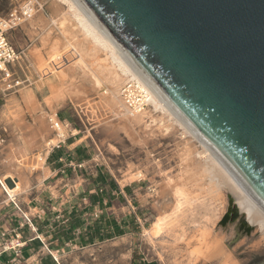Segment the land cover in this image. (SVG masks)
Instances as JSON below:
<instances>
[{"label": "rangeland", "instance_id": "obj_1", "mask_svg": "<svg viewBox=\"0 0 264 264\" xmlns=\"http://www.w3.org/2000/svg\"><path fill=\"white\" fill-rule=\"evenodd\" d=\"M22 1L0 0V17L18 12ZM47 5L48 1H44V13L50 15ZM31 24L29 30L18 26L8 33L10 42L22 53L13 71L23 83L6 95L0 94V136L5 141L0 146V174L6 165L18 163L20 159L8 149L10 142L20 141L12 131L15 122L10 113L17 106L9 107L10 96L19 88L31 89L37 103L32 115L47 111L45 79L31 72L33 61L28 58L43 30L39 24ZM88 95L95 98L91 93ZM63 104L57 111L59 120L68 122L67 134L49 150L47 178L39 183L36 175L32 176L29 189L11 200L0 177V264H16L15 260L36 264L45 256L55 258L58 264H195L193 249L202 231H211L222 239L219 257L205 264L264 262V235L257 228L249 236L239 232L235 225L238 217L220 226L228 208L225 190L222 205L212 196L197 191L191 193L189 202L178 211L170 210L172 197L157 196L162 176L170 177L178 172L172 155L181 133L176 125L167 119L156 121L164 125V136L153 134L148 145L142 147L120 131L114 136L108 135L73 103ZM81 137L86 139L78 143ZM38 151L34 147L31 154L38 155L41 150ZM138 170L143 177L131 180L128 173ZM4 183L13 187L9 180ZM96 186L101 190L96 191ZM163 213L169 214L166 228L160 238L152 239L145 230ZM72 216L80 218L83 229L100 216L110 217L123 234L107 240L97 239L92 245L81 247L65 228ZM75 232L77 235L80 229ZM29 244L32 246L25 252L30 255L25 258L23 250ZM41 262L49 264V261Z\"/></svg>", "mask_w": 264, "mask_h": 264}, {"label": "water", "instance_id": "obj_2", "mask_svg": "<svg viewBox=\"0 0 264 264\" xmlns=\"http://www.w3.org/2000/svg\"><path fill=\"white\" fill-rule=\"evenodd\" d=\"M73 1L264 209V0Z\"/></svg>", "mask_w": 264, "mask_h": 264}, {"label": "bare ground", "instance_id": "obj_3", "mask_svg": "<svg viewBox=\"0 0 264 264\" xmlns=\"http://www.w3.org/2000/svg\"><path fill=\"white\" fill-rule=\"evenodd\" d=\"M23 1V5L27 2L34 6L37 4L29 20L19 19V26L29 30L31 23H37L41 31L43 30L39 34L38 45L31 47L28 58L33 61L31 72L44 77L48 97L47 111H37L33 116L32 112H35L37 103L31 89L19 88L10 96L9 107L17 106L10 113L15 122L12 131L16 132L14 138L19 136L20 141L10 142L9 151L18 154L20 159L18 163L4 167L1 181L11 200L29 189L32 176L36 175L39 183L47 178L45 158L51 146L64 139L67 134V124L58 119L57 109L64 102H70L80 108L91 123L102 126L108 135L114 136L120 131L137 146L146 147L153 134L164 136V125L156 121L167 119L168 123L176 125L181 133L172 155L178 172L170 177L161 175L157 196L172 197L170 210L178 211L191 193L197 191L205 196H212L222 205L225 190L228 208L231 203L253 230L257 228L264 235V209L207 146L146 85L73 0ZM44 1H48L50 15L44 13ZM128 76L141 83L149 98L147 104L150 107L138 113L130 109L129 102L122 93ZM89 93L95 98H89ZM84 139L86 137L77 141L82 142ZM34 147L41 150V153L32 155L31 150ZM159 167L157 165V169ZM128 175L131 180L143 177L140 170L133 174L129 172ZM5 180L12 182L13 187H8ZM168 215L161 214L145 233L152 239L160 238L166 228ZM221 241L211 231H202L193 249L194 263L205 264L218 256L222 251ZM225 264L235 263L229 261Z\"/></svg>", "mask_w": 264, "mask_h": 264}, {"label": "built area", "instance_id": "obj_4", "mask_svg": "<svg viewBox=\"0 0 264 264\" xmlns=\"http://www.w3.org/2000/svg\"><path fill=\"white\" fill-rule=\"evenodd\" d=\"M37 6V4H36ZM30 2L25 3L18 12L8 15L6 18L0 17V94L6 95L16 90L23 81L13 71L15 64L21 57V52H18L13 44L8 39V33L19 26V19L29 20L33 9L36 7ZM122 93L129 102L130 109L138 113L141 110L147 109L150 105L147 104L148 97L141 83L130 78L125 80L122 87ZM4 139L0 136V145L4 144ZM58 148V145L56 146ZM56 261V260H55ZM57 263V261H56ZM58 264V263H57Z\"/></svg>", "mask_w": 264, "mask_h": 264}, {"label": "trees", "instance_id": "obj_5", "mask_svg": "<svg viewBox=\"0 0 264 264\" xmlns=\"http://www.w3.org/2000/svg\"><path fill=\"white\" fill-rule=\"evenodd\" d=\"M96 191H100L101 187L96 186ZM98 195V194H97ZM100 197V196H97ZM67 223L65 228H68L70 236L76 238L77 244L81 247H87L94 243L95 240H107L112 239L116 236H120L123 234L122 230H120L116 225L113 219L104 218L103 216H100L97 218L90 226L83 229L82 223L80 222V218H77L75 216H72L69 220H67ZM76 229H80V232L76 235ZM38 231H40V228H38ZM76 235V236H75ZM32 244L29 246H26L24 253V257L28 258L30 254L25 252L26 250L30 249ZM41 261H49V264H56L55 261L50 256L43 257L39 263L36 264H42ZM22 260H15L14 263L21 264Z\"/></svg>", "mask_w": 264, "mask_h": 264}, {"label": "crops", "instance_id": "obj_6", "mask_svg": "<svg viewBox=\"0 0 264 264\" xmlns=\"http://www.w3.org/2000/svg\"><path fill=\"white\" fill-rule=\"evenodd\" d=\"M64 105V104H63ZM59 108H62V106H60ZM58 108V109H59ZM57 109V110H58ZM57 117H58V111H57ZM59 119V118H58ZM64 123H66L67 125H68V122H66V121H64ZM69 138H70V136H69ZM7 143V142H6ZM78 143H80V142H78ZM4 145V144H3ZM2 145V146H3ZM1 146V147H2ZM9 149V148H8ZM10 152V151H9ZM11 154H13L14 152H10ZM49 155H50V152H48V155L46 156V158H45V161H44V169H46L45 167H46V162H47V159H48V157H49ZM3 175H4V171H2V173L0 174V177L2 178L3 177ZM54 259V261H55V258H53Z\"/></svg>", "mask_w": 264, "mask_h": 264}, {"label": "flooded vegetation", "instance_id": "obj_7", "mask_svg": "<svg viewBox=\"0 0 264 264\" xmlns=\"http://www.w3.org/2000/svg\"><path fill=\"white\" fill-rule=\"evenodd\" d=\"M235 219H236V218H234V219L232 218V219L229 220L228 222H234ZM237 223H238V224H235V225L237 226V228H238V230H239V219H238ZM239 232H242V231L239 230Z\"/></svg>", "mask_w": 264, "mask_h": 264}]
</instances>
